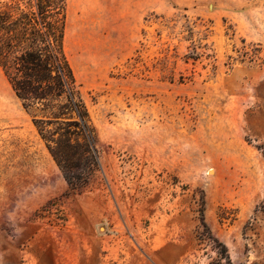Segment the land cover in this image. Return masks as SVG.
<instances>
[{"label": "rangeland", "instance_id": "1", "mask_svg": "<svg viewBox=\"0 0 264 264\" xmlns=\"http://www.w3.org/2000/svg\"><path fill=\"white\" fill-rule=\"evenodd\" d=\"M64 52L100 167L72 189L0 69V264H264V0H66Z\"/></svg>", "mask_w": 264, "mask_h": 264}, {"label": "trees", "instance_id": "2", "mask_svg": "<svg viewBox=\"0 0 264 264\" xmlns=\"http://www.w3.org/2000/svg\"><path fill=\"white\" fill-rule=\"evenodd\" d=\"M65 19L66 0H0V69L66 182L79 189L100 166L97 136L64 52ZM217 246L228 261L226 247Z\"/></svg>", "mask_w": 264, "mask_h": 264}, {"label": "bare ground", "instance_id": "3", "mask_svg": "<svg viewBox=\"0 0 264 264\" xmlns=\"http://www.w3.org/2000/svg\"><path fill=\"white\" fill-rule=\"evenodd\" d=\"M81 29H83V28H81ZM89 35V34H88ZM82 40V39H81Z\"/></svg>", "mask_w": 264, "mask_h": 264}]
</instances>
